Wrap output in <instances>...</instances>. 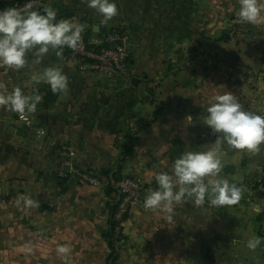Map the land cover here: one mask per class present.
<instances>
[{
    "label": "crops",
    "instance_id": "obj_1",
    "mask_svg": "<svg viewBox=\"0 0 264 264\" xmlns=\"http://www.w3.org/2000/svg\"><path fill=\"white\" fill-rule=\"evenodd\" d=\"M39 1L33 10L50 4L58 19L84 24V36L91 30V46L112 32L127 35L128 71L117 78L90 72L65 48L59 57L50 50L40 65L32 63L33 53L26 65L32 63L31 72L0 77L9 92L20 86L27 93V80L43 97L32 118L24 115L33 128L30 148L20 140L0 143V264H64L58 245L71 249L69 264H264V211H254L264 204V146L259 154L224 147L220 176L241 187L239 203L217 208L188 201L175 207L170 224L160 210L142 207L156 173H170L183 152L206 151L215 142L218 134L203 125L214 96L229 91L244 110L264 115V18L239 22L238 0H116L119 14L104 25L85 0ZM52 65L62 68L69 87L45 103L47 84L33 77ZM1 78L18 83L8 88ZM64 145L72 157L61 177ZM120 146L130 148L120 178L135 176L143 189L109 261L106 234L118 196L106 195L101 184L78 182L73 171L103 181L101 174L122 157ZM22 194L40 207H18ZM254 236L262 243L249 250Z\"/></svg>",
    "mask_w": 264,
    "mask_h": 264
},
{
    "label": "clouds",
    "instance_id": "obj_2",
    "mask_svg": "<svg viewBox=\"0 0 264 264\" xmlns=\"http://www.w3.org/2000/svg\"><path fill=\"white\" fill-rule=\"evenodd\" d=\"M87 7L94 9L101 17L100 24L106 25L119 14L116 0H85ZM239 22L258 24L264 18V0H238ZM86 26L68 18H59L50 4L42 10H33L31 2L22 8L9 7L0 10V67L20 71L27 64V55L33 52L36 59L32 62L40 65L49 51H55L59 57L63 49L77 50L82 41ZM37 83L41 79L53 94L68 90L69 79L62 68L56 65L43 67L40 77H33ZM0 110L5 113L24 117L26 113H35L43 97L39 94L28 95L22 87L14 86L9 92L0 85ZM204 124L213 133L218 134L214 143L206 151H186L174 160L171 172L155 174L156 187L149 189L144 196L142 207L146 213L160 210L165 214L167 223L174 220L175 207L191 201L201 207L207 203L211 207H224L239 203L242 189L235 182L222 178V161L229 151H246L259 154L264 146V115L246 111L235 95L226 92L216 95L206 108ZM16 204L24 208H39L40 203L30 194L20 195ZM254 211H264V204L258 203ZM235 243V241H234ZM262 243L259 236L247 242L249 250H255ZM57 255L64 264H69L71 249L58 245Z\"/></svg>",
    "mask_w": 264,
    "mask_h": 264
},
{
    "label": "built area",
    "instance_id": "obj_3",
    "mask_svg": "<svg viewBox=\"0 0 264 264\" xmlns=\"http://www.w3.org/2000/svg\"><path fill=\"white\" fill-rule=\"evenodd\" d=\"M39 2V0L33 1V6ZM127 42V35L121 32H112L106 37L103 44L100 46H91L85 40L83 33L82 41L77 50L73 51L69 49V54L73 58L80 60L88 71L108 78H117L126 75L128 71L129 51ZM84 66L82 67L85 68ZM58 155L60 159L59 175L64 177V168L71 167V149L66 145L61 146ZM73 174L80 183H88L95 186L101 184L104 188L110 186L108 181L103 180L100 182L98 178L88 172L74 170ZM111 186L119 195L116 201V210L111 219L114 242H118L121 239V224L124 216L129 211L131 205L140 202L143 186L139 178L135 176L120 178L117 182L112 183Z\"/></svg>",
    "mask_w": 264,
    "mask_h": 264
},
{
    "label": "rangeland",
    "instance_id": "obj_4",
    "mask_svg": "<svg viewBox=\"0 0 264 264\" xmlns=\"http://www.w3.org/2000/svg\"><path fill=\"white\" fill-rule=\"evenodd\" d=\"M3 1H7V2H12L14 3V7L17 8H22L23 6H21L19 3L16 2V0H3ZM33 4V2H31ZM37 6H39L37 4ZM34 8V7H33ZM40 8V7H39ZM6 9L4 7H0V10ZM42 9V8H41ZM65 17V16H63ZM84 20V19H83ZM91 30L87 31L85 38L90 34ZM33 52L28 53L27 57L29 55H32ZM25 70L21 69L20 71H15V70H11V69H7L5 67H2L3 69L0 70V77H11L10 73H14L15 76L17 77L21 72H25L28 68H29V72L32 71L33 69V65L32 63H30L28 66H25ZM30 74V73H29ZM30 76V75H29ZM2 80V78H1ZM5 81L4 83L7 84V87L9 88V86L11 85L13 87V83L17 84L18 82L15 80H2ZM11 82L9 85L8 83ZM24 87L28 86L26 88L28 95H32L33 94V87H31V83L30 81L26 80V84L23 85ZM10 87V88H12ZM29 116L27 117V119L32 118L33 113H26ZM15 114L12 113H5L4 111H0V143H7V142H16L17 140H20L21 143L25 144L24 145V149L26 150V148H30V146L33 144V128L31 127V125H26V118L22 117V123H16V120L14 121V116ZM20 118V117H19ZM25 118V119H24ZM25 124V125H24ZM32 149V147H31ZM33 153V151L31 152ZM114 240V238H113Z\"/></svg>",
    "mask_w": 264,
    "mask_h": 264
},
{
    "label": "trees",
    "instance_id": "obj_5",
    "mask_svg": "<svg viewBox=\"0 0 264 264\" xmlns=\"http://www.w3.org/2000/svg\"><path fill=\"white\" fill-rule=\"evenodd\" d=\"M33 1H35V0H16V2L22 6L25 3L33 2ZM14 6L15 5L12 2L0 1V7L9 8V7H14ZM85 40H87V38H85ZM220 40L223 42L229 41V35H222ZM46 88L49 90L45 96V103H50L53 101V99H55L57 94H53L48 85L44 86V89H46ZM119 148L122 151V157L118 160V162L116 163V166L113 169L104 171L100 177L101 179L106 180L110 183V186L106 187V195H110L112 193L117 194V191L111 186V184L117 182L120 179L121 168H122L123 164L126 162V159L130 153L129 147L120 146ZM117 196L119 197L118 194H117ZM115 210H116V203L114 204V206L110 207L109 229H108L107 234H106V237L108 238L109 245L111 248V255L109 256V261H111L115 258L114 257V250H113L114 232H113V224L111 223V219H112V216H113Z\"/></svg>",
    "mask_w": 264,
    "mask_h": 264
}]
</instances>
